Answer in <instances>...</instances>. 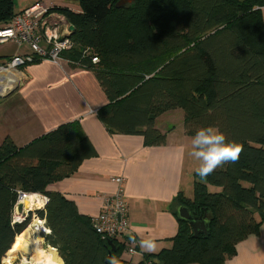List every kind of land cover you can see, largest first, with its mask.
<instances>
[{
	"label": "trees",
	"instance_id": "1",
	"mask_svg": "<svg viewBox=\"0 0 264 264\" xmlns=\"http://www.w3.org/2000/svg\"><path fill=\"white\" fill-rule=\"evenodd\" d=\"M78 2L79 11L54 8L75 27V48L63 55L95 72L109 99L99 117L112 131L163 144L166 133L156 118L182 108L187 135L212 126L243 150L237 162L207 178L195 174L193 199L177 198L212 217L210 234L194 237L178 217L172 246L134 263L122 257L125 243L115 239L113 251L92 217L48 189L96 154L78 125L62 124L23 147L7 137L0 146V264L6 255L15 257L18 236L34 214L45 219V242L64 264H108L111 256L120 264H224L264 222V0H134L121 7L120 0ZM21 11L15 0H0V27ZM94 56L100 61L92 63ZM208 184L221 190L209 191ZM19 190L48 201L15 222Z\"/></svg>",
	"mask_w": 264,
	"mask_h": 264
},
{
	"label": "crops",
	"instance_id": "2",
	"mask_svg": "<svg viewBox=\"0 0 264 264\" xmlns=\"http://www.w3.org/2000/svg\"><path fill=\"white\" fill-rule=\"evenodd\" d=\"M35 2L27 1L17 11ZM262 13L264 16V6ZM19 54H32V50L26 44L0 43V66ZM16 72L19 76L16 89L6 98H0V146L11 137L18 147H23L62 124L75 123L89 138L96 154L85 159L68 177L50 184L48 189L73 201L81 214L94 217L102 209L103 197L116 190L112 178L124 176L130 233L118 241L125 243L132 236H136L137 242L141 238H153L157 248L148 252L137 245L134 254L124 250L122 257L139 263L148 254L170 248L179 228L177 198H194L195 169L200 163L189 155L193 136L185 132L184 110L171 109L156 118L155 125L166 133V142L151 145L143 135L112 131L100 119L99 110L109 99L93 69L67 61L59 65L50 60H35ZM7 75L13 88L17 75L11 71ZM211 188L208 184L209 191H213ZM216 188L214 191L221 190ZM40 201L43 206V200ZM31 206L30 196L26 205L17 207L14 218L20 214L28 216L35 210ZM44 249H51L58 256L56 264H64L56 248ZM224 264H264V222L257 234L237 244L236 254Z\"/></svg>",
	"mask_w": 264,
	"mask_h": 264
},
{
	"label": "built area",
	"instance_id": "3",
	"mask_svg": "<svg viewBox=\"0 0 264 264\" xmlns=\"http://www.w3.org/2000/svg\"><path fill=\"white\" fill-rule=\"evenodd\" d=\"M53 7V4L37 1L15 15L9 25L0 27V43L26 44L32 50V54H19L11 57L4 65L0 66V70H16L35 60H50L59 65L67 61L72 65L86 67L81 62L73 61L63 55L65 51L75 48V41L71 37L73 24L62 13L50 11ZM87 55H90L88 49L84 51V57ZM99 61L98 56L92 58V63ZM112 180L116 184V190L113 194L103 197L102 209L98 215L92 217V221L98 234L115 241V239L118 240L130 233V220L129 206L125 198L126 179L124 176H115ZM29 195V192L18 191L15 210L24 203ZM38 195L44 205L41 207L33 205L31 208L39 209L47 203L46 196L40 193ZM15 216V222L24 221L27 218L23 214ZM33 216L37 220H41V224H39L42 227L41 234L49 233L50 229L46 226L45 219H41L35 214ZM125 245L127 252L131 255L136 252L138 242L133 244L130 239H127Z\"/></svg>",
	"mask_w": 264,
	"mask_h": 264
},
{
	"label": "clouds",
	"instance_id": "4",
	"mask_svg": "<svg viewBox=\"0 0 264 264\" xmlns=\"http://www.w3.org/2000/svg\"><path fill=\"white\" fill-rule=\"evenodd\" d=\"M242 150V145L227 142V137L223 132L208 126L199 128L192 137L189 155L200 162L195 172L203 180L218 167L237 162ZM130 240L131 243L137 244L136 236L130 237ZM138 246L148 252H153L157 248V243L153 238H141ZM108 264H120V262L116 257L111 256L108 257Z\"/></svg>",
	"mask_w": 264,
	"mask_h": 264
},
{
	"label": "bare ground",
	"instance_id": "5",
	"mask_svg": "<svg viewBox=\"0 0 264 264\" xmlns=\"http://www.w3.org/2000/svg\"><path fill=\"white\" fill-rule=\"evenodd\" d=\"M13 70L14 69H1L0 70V94L6 93L11 90L12 84L9 82L8 78L6 77L4 73H6L5 71H9V72L11 71L13 73ZM30 196L32 198L33 205H40L39 207L42 206L41 201H40L41 197L36 196V195H29L24 200L25 205H26V200L30 198ZM36 197H38V201H35ZM37 221L38 223H36V225L38 226L31 224L26 230L29 232L28 237L22 238L19 241V244L21 245V247H23L24 250H26L25 252L30 254V256H32L31 261H25V263L26 264H48L51 262V264H56L58 263V256L55 253L52 252V254L48 257L39 249V240H38V235L36 234V232L41 233L42 227L39 225L41 224V220H37Z\"/></svg>",
	"mask_w": 264,
	"mask_h": 264
},
{
	"label": "rangeland",
	"instance_id": "6",
	"mask_svg": "<svg viewBox=\"0 0 264 264\" xmlns=\"http://www.w3.org/2000/svg\"><path fill=\"white\" fill-rule=\"evenodd\" d=\"M27 1H32V2H35L36 0H15V10H16V12H18L17 11V9L19 8V6L21 5V6H23L25 3H27ZM37 1H43V2H46L47 4H53V8L50 10V11H54V12H56V13H59L58 11H56V10H54V8H56V5L59 3V4H67V5H69L71 8H74V9H80V4H79V2H78V0H37ZM134 0H128V3H132ZM52 7V6H51ZM25 9V8H24ZM23 10V9H22ZM49 11V12H50ZM15 12V13H16ZM61 14V13H60ZM6 73H5V75H6V77H8V75H7V73H8V71H5ZM13 73L14 74H16L17 75V72L15 71V70H13ZM9 78V77H8ZM18 79H19V76L17 75V77H16V79L14 80V86H13V88L15 87V85L17 84V82H18ZM217 129V128H216ZM217 186H215V185H212V188H211V190H215V189H217L216 188ZM33 218L35 219V220H33ZM33 218H32V220H31V222L28 224V227L31 225V224H33L34 223V225H36V223H38V221H37V219L33 216ZM27 230V229H26ZM24 231L21 235H19L18 237H20L19 238V241L22 239V238H27L28 237V234H29V232L28 231ZM36 234L38 235V240H39V243L42 245V246H40L39 245V249H40V251H42L45 255H47L48 257L52 254V251L53 250H51V249H47V250H45L44 248H48L49 247V245H47V243L45 242V238H44V235L45 234H41L40 232H36ZM34 235H35V233H34ZM18 237H16V239H15V242H16V240H17V238ZM14 242V243H15ZM14 245V244H13ZM13 247V246H12ZM44 247V248H43ZM12 249V248H11ZM24 251H26V250H24V248L23 247H21V245L19 244V249H18V251H17V253H16V255H15V257L14 258H11V256L10 255H6V257L4 258V261L6 262L5 264H10V263H12V264H26L24 261H29L30 260V254H28V253H26V252H24ZM23 261V263H21ZM44 262V261H43ZM51 264V263H50Z\"/></svg>",
	"mask_w": 264,
	"mask_h": 264
},
{
	"label": "water",
	"instance_id": "7",
	"mask_svg": "<svg viewBox=\"0 0 264 264\" xmlns=\"http://www.w3.org/2000/svg\"><path fill=\"white\" fill-rule=\"evenodd\" d=\"M127 3H128V0H120V2L117 4V7H121ZM74 29H75V27L73 25L72 26V32ZM16 87H14L13 89H11L10 91H8L6 93L0 94V98H6L7 96H9L12 92H14ZM177 212H178V217L180 219H182V220H184L190 224L194 237H200L201 235L207 237L210 234L212 217H210V215L207 212L195 213L191 209L190 206H188L187 204H184V203H181L178 205ZM108 242L111 245L113 251H116L117 250L116 243L111 239H109ZM52 248H54V247H52ZM31 259H32V256H30L29 261H31Z\"/></svg>",
	"mask_w": 264,
	"mask_h": 264
},
{
	"label": "flooded vegetation",
	"instance_id": "8",
	"mask_svg": "<svg viewBox=\"0 0 264 264\" xmlns=\"http://www.w3.org/2000/svg\"><path fill=\"white\" fill-rule=\"evenodd\" d=\"M51 263V262H50ZM50 263H48V264H50Z\"/></svg>",
	"mask_w": 264,
	"mask_h": 264
}]
</instances>
